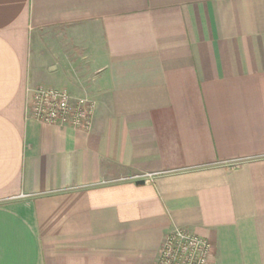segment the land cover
Wrapping results in <instances>:
<instances>
[{
    "label": "crops",
    "instance_id": "obj_1",
    "mask_svg": "<svg viewBox=\"0 0 264 264\" xmlns=\"http://www.w3.org/2000/svg\"><path fill=\"white\" fill-rule=\"evenodd\" d=\"M177 227L264 264V0H0V264H155Z\"/></svg>",
    "mask_w": 264,
    "mask_h": 264
},
{
    "label": "built area",
    "instance_id": "obj_2",
    "mask_svg": "<svg viewBox=\"0 0 264 264\" xmlns=\"http://www.w3.org/2000/svg\"><path fill=\"white\" fill-rule=\"evenodd\" d=\"M95 108L92 98L66 89L39 86L29 90L30 115L48 125L89 131ZM211 259L212 246L205 237L177 227L166 235L155 264H210Z\"/></svg>",
    "mask_w": 264,
    "mask_h": 264
},
{
    "label": "water",
    "instance_id": "obj_3",
    "mask_svg": "<svg viewBox=\"0 0 264 264\" xmlns=\"http://www.w3.org/2000/svg\"><path fill=\"white\" fill-rule=\"evenodd\" d=\"M139 182H143V181H139Z\"/></svg>",
    "mask_w": 264,
    "mask_h": 264
}]
</instances>
